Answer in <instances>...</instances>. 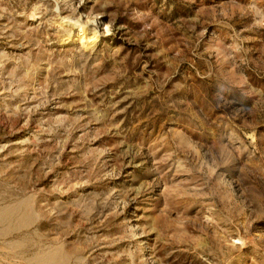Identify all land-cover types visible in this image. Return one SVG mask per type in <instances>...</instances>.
<instances>
[{"label": "rangeland", "instance_id": "374dc122", "mask_svg": "<svg viewBox=\"0 0 264 264\" xmlns=\"http://www.w3.org/2000/svg\"><path fill=\"white\" fill-rule=\"evenodd\" d=\"M0 264H264V0H0Z\"/></svg>", "mask_w": 264, "mask_h": 264}, {"label": "bare ground", "instance_id": "6f19581e", "mask_svg": "<svg viewBox=\"0 0 264 264\" xmlns=\"http://www.w3.org/2000/svg\"><path fill=\"white\" fill-rule=\"evenodd\" d=\"M64 21V20H63ZM72 23V22H71ZM73 24V23H72ZM91 32V31H90ZM77 34L78 35H81L83 36H86L87 37V43H90V42H93L97 39V34L95 31H92L91 33H87L86 34V28H84V25L83 24H80L78 27H77Z\"/></svg>", "mask_w": 264, "mask_h": 264}]
</instances>
